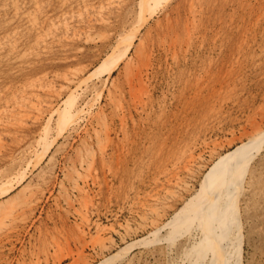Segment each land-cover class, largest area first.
Wrapping results in <instances>:
<instances>
[{
  "label": "rangeland",
  "instance_id": "1",
  "mask_svg": "<svg viewBox=\"0 0 264 264\" xmlns=\"http://www.w3.org/2000/svg\"><path fill=\"white\" fill-rule=\"evenodd\" d=\"M150 1L0 0V264L198 255L199 228L175 222L218 157L264 131V0ZM262 143L239 233L218 242L206 213L220 264H264Z\"/></svg>",
  "mask_w": 264,
  "mask_h": 264
},
{
  "label": "bare ground",
  "instance_id": "2",
  "mask_svg": "<svg viewBox=\"0 0 264 264\" xmlns=\"http://www.w3.org/2000/svg\"><path fill=\"white\" fill-rule=\"evenodd\" d=\"M152 1H153V3H156L159 0H152ZM152 1H150V2H152ZM143 3L144 2H142V4ZM142 4H141L140 7H145L144 4L143 5ZM146 6H147V4H146ZM149 9H150V7H149ZM138 17H137V19H138ZM140 17H142V14L140 15ZM137 19H136V21H137ZM139 20H138L139 21V25H141L140 22H142L143 20L142 21H141V19H139ZM135 31H136V29H135ZM135 31L134 32H130L131 34L132 33L133 34L130 35V36H128V38L125 37V36H127V34L125 36L123 35L125 37V39H127L126 40V43H124L123 48L121 47L122 50L120 49V51H119L120 53H115V55H113L114 53L112 54L114 57L112 56L113 57L112 58L113 59V63L111 64L110 69L112 67H114L118 63V61L120 60V58L124 54H126V51L133 44V39H134ZM122 39H123V37H122ZM122 39L120 38V40L117 41V42H120ZM125 39H123V40L125 41ZM136 43H137V45L133 46V49L134 50L138 49V46L141 45V41L139 40ZM126 64H127V60L124 63V65L126 66ZM64 107H68V105L67 106H64ZM70 113L71 112L69 111V108H65L63 110L62 114H60V116L62 118H63V116L70 117L71 116ZM259 132H258L259 134L256 133L255 136H252V137L250 136V138L247 139L248 140L247 142H241L240 145H238L234 149V151H232L230 153L229 152L228 153H225V154L221 155L220 157H218V159L214 162V165L211 166L209 168V170L206 172V174H205V176L203 178V181L200 183V186H199L198 191L196 192L194 198H192L190 200V202L188 203V205H186L184 207V209L180 213V217L175 222V223H177L176 226L178 227V229H181L182 226H185V225L187 227H189L190 224H192V223H194L193 225L195 227L199 228L200 235H197L198 236V237L196 236L197 238L194 237V234H191V233L188 234L187 233V235H188L187 236V241L188 242H191L192 239L199 240V242H200L199 243L200 249H199L198 255H196V257H195V252L193 251V249L188 248L187 250L184 251V255L187 257V260H188L186 262V264H203L205 262V258H206L207 255H209L210 258L214 261V264H220L217 261V259L219 257V250H213L212 249V250L209 251V244H210V240H211L210 233L211 232H210V230H208L205 227V217H206V213H210L211 214L210 216L213 219L212 220L213 221L212 222L213 223V230H214V234H215V231H216V239L218 240V242H221L224 234H226L232 228H235V229L237 228V230L234 231V234L239 233L238 228H239L240 222H239V218H238V211H239L238 210V207H239L238 206L239 205V203H238V196H239V193H240V191L242 189V186H243V177H244L245 173L247 172L246 171L247 170V166H249V165H247L248 164V161H249V159H252L251 158L252 156H254V154H252L253 152H251L252 151V148H254L255 149L254 151L257 152L256 150H258L259 147L262 146L261 143L264 142V131H259ZM211 150H212V148H211ZM234 152H238V154H239L238 156H240L239 159H234L233 158L232 155L234 154ZM187 153H188V151H187ZM188 156L189 157L186 158L187 159V162H185L183 164V168L184 169H187V170H189V168H191V167H189V166H191V164H190L191 160H193V162H194V159H196V157L195 158L193 157L194 159L193 158H190L192 156L191 154L188 155ZM250 168H251V166L249 167V169ZM169 174H171V173H169ZM172 174H174V173H172ZM241 178H242V180H241ZM246 178L247 179H246V181H244L245 182L244 185L245 184H247V185L249 184L251 175L249 174L248 177H246ZM175 179H173L174 182H176ZM177 179H179V178H177ZM159 181H161V180H159ZM170 182H172V180ZM181 182H183V181H181ZM226 185H227V187H226ZM166 189H167V187H166ZM142 206H144V204ZM223 209H225V210H223ZM226 210H228V217L227 218H225V212H226ZM168 223H169V221L167 222V225H168ZM193 230H196V229H193ZM181 231H183V230H181ZM180 234L182 235V233H180ZM190 245H192V243ZM237 252L234 255V260L231 261V262H229L228 264H238V262H239V255H238ZM115 256H116V254H115ZM125 263L126 262L121 263V264H125Z\"/></svg>",
  "mask_w": 264,
  "mask_h": 264
}]
</instances>
